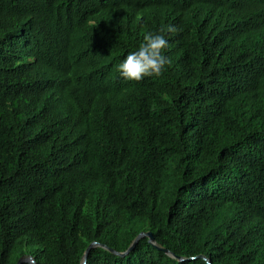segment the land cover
<instances>
[{"label": "trees", "instance_id": "trees-1", "mask_svg": "<svg viewBox=\"0 0 264 264\" xmlns=\"http://www.w3.org/2000/svg\"><path fill=\"white\" fill-rule=\"evenodd\" d=\"M169 25L164 73L122 78ZM148 232L174 257L106 249ZM94 242L87 264H264V0H0V264Z\"/></svg>", "mask_w": 264, "mask_h": 264}, {"label": "clouds", "instance_id": "clouds-1", "mask_svg": "<svg viewBox=\"0 0 264 264\" xmlns=\"http://www.w3.org/2000/svg\"><path fill=\"white\" fill-rule=\"evenodd\" d=\"M177 31L175 26L161 27L158 32H148L136 51L127 54L119 64L118 71L122 78L129 81H140L145 77H159L170 64V59L164 55L169 47L165 32Z\"/></svg>", "mask_w": 264, "mask_h": 264}, {"label": "water", "instance_id": "water-1", "mask_svg": "<svg viewBox=\"0 0 264 264\" xmlns=\"http://www.w3.org/2000/svg\"><path fill=\"white\" fill-rule=\"evenodd\" d=\"M144 237H147L149 239V242L152 243L153 245H155L156 247H158L155 243V238L153 236V233L152 232H148V233H141L132 243V245L129 247V249L126 251V252H123V253H119L117 251H114V250H111L109 248H106L105 246H103L104 248L108 249L109 251L113 252L114 254L118 255V256H121V257H125L126 255H128L130 252H132L135 247L137 246V244L139 243V241L141 239H143ZM100 246L98 243H92L88 249L86 250V253L83 257V262L82 264H87V258H88V255L91 251V249L95 248V247H98ZM160 250H164L165 253L169 254L170 256L174 257V255L172 253H170L168 250L166 249H162L160 247H158ZM201 259H204L206 261L209 262V264H211V262L209 260H207V258L203 257V256H200ZM180 261H184L183 258H179ZM24 263H30V264H36L35 260L31 257H22L19 259L18 263L17 264H24Z\"/></svg>", "mask_w": 264, "mask_h": 264}]
</instances>
